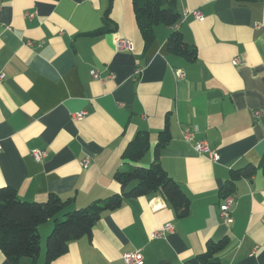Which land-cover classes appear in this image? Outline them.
<instances>
[{
  "label": "crops",
  "instance_id": "0c3cea01",
  "mask_svg": "<svg viewBox=\"0 0 264 264\" xmlns=\"http://www.w3.org/2000/svg\"><path fill=\"white\" fill-rule=\"evenodd\" d=\"M178 5L181 22L156 26L146 48L132 0H0V188H14L27 202L51 194L73 199L66 212L86 208L120 193L117 173L151 165L168 124L172 140L160 164L190 199L188 217L179 218L160 192L127 198L51 264H126L123 254L135 250L143 264H185L225 237L220 264H264L262 170L237 183L232 221L220 218L231 170L258 167L264 156V0ZM185 10H201L205 20ZM106 26L110 31L92 34ZM174 30L197 47L195 62L169 52ZM117 38L132 49L118 51ZM84 110V120L72 118ZM193 128L188 143L184 133ZM142 131L151 149L139 164L128 163L123 153ZM202 140L218 162L195 151ZM34 149L48 154L36 161ZM54 224L40 227L37 264H46ZM168 224L173 231L154 237ZM0 264H12L1 251Z\"/></svg>",
  "mask_w": 264,
  "mask_h": 264
},
{
  "label": "trees",
  "instance_id": "16d2710c",
  "mask_svg": "<svg viewBox=\"0 0 264 264\" xmlns=\"http://www.w3.org/2000/svg\"><path fill=\"white\" fill-rule=\"evenodd\" d=\"M112 3L113 0L111 6ZM132 6L146 48L155 39L156 26H176L182 20L178 0H132ZM107 31L110 30L106 26L92 34H103ZM168 50L190 62L198 59L197 47L190 45L179 30L170 34ZM171 140L172 135L167 124L158 135L151 165H135L127 172L117 173L115 177L121 185L120 193L97 200L83 209L66 212L73 199L64 200L56 194H51L45 202H27L20 199L14 188H0V251L12 264H37L42 252L40 227L55 219L54 227L47 238L46 264H51L68 253L70 243L91 236L104 212L119 209L127 198L146 197L157 192L162 194L179 218L188 217L190 199L180 184L172 179L160 164L161 151ZM150 149V134L142 131L129 142L122 157L128 163L139 164ZM260 170L264 173V156L258 167L247 164L241 169L231 170L229 178L220 190L222 200L236 193L239 181L251 180ZM62 213L65 218L56 219ZM228 243V237L219 241L211 240L207 243L205 252L185 264H220L218 255Z\"/></svg>",
  "mask_w": 264,
  "mask_h": 264
},
{
  "label": "built area",
  "instance_id": "2783aa9c",
  "mask_svg": "<svg viewBox=\"0 0 264 264\" xmlns=\"http://www.w3.org/2000/svg\"><path fill=\"white\" fill-rule=\"evenodd\" d=\"M193 15L197 20L204 21L205 16L201 10H185V16ZM29 45H32V43H29ZM115 46L118 51L123 50H131L132 49V43L126 39L117 38L115 40ZM4 74L0 73V80L4 78ZM95 78H98L97 74H93ZM89 115V112L87 110L74 113L72 115V118L74 120L80 121L84 120ZM254 118H259L260 112L254 113ZM197 133V129L193 128L192 130H188L184 133V139L186 142L191 143L195 141V136ZM194 149L195 151L202 156H206L210 161L212 162H218L220 160V155L217 152L216 149L212 148L209 143L205 140L197 141L195 142ZM0 151H1V145H0ZM48 152L46 150H40V149H34L31 151V155L34 160L36 161H42L46 156ZM83 166L88 167L90 165V162L88 159L83 161ZM235 204V198L233 196L228 197L224 200L223 204L220 206V218L222 222L228 224L232 221V208ZM173 226L171 224H168L164 226V228L160 231L154 234V237H162L165 233L173 231ZM123 260L126 264H143L144 257L141 250H135L131 252H126L123 254Z\"/></svg>",
  "mask_w": 264,
  "mask_h": 264
},
{
  "label": "rangeland",
  "instance_id": "374dc122",
  "mask_svg": "<svg viewBox=\"0 0 264 264\" xmlns=\"http://www.w3.org/2000/svg\"><path fill=\"white\" fill-rule=\"evenodd\" d=\"M145 167H146V166H145ZM126 169L128 170L129 168H126ZM125 171H126V170H125ZM59 217H60V219H64L63 214L60 215ZM50 234H51V232L49 233V235H50ZM49 235H48V236H49ZM48 236H47V237H48ZM46 239H47V238H46ZM45 245H46V247H47V242H45ZM44 252H45V251H44ZM46 252H47V249H46ZM46 252H45V253H46Z\"/></svg>",
  "mask_w": 264,
  "mask_h": 264
}]
</instances>
